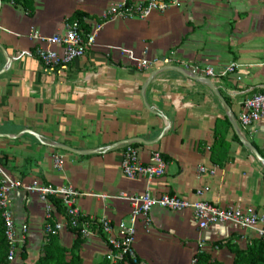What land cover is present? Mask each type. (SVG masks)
<instances>
[{
  "label": "crops",
  "instance_id": "1",
  "mask_svg": "<svg viewBox=\"0 0 264 264\" xmlns=\"http://www.w3.org/2000/svg\"><path fill=\"white\" fill-rule=\"evenodd\" d=\"M123 1L33 0L30 14L22 5L0 0V162L27 184L72 186L85 194L76 206L87 218L113 224L128 221L132 212V204L119 199L122 194L147 191L264 213V163L243 143L250 142L264 159V120L249 128L239 122L243 102L264 89V6L256 0H177L179 5L146 20L111 18L86 56L66 67L47 68L33 57L14 60L41 46L31 38L33 32L63 33L77 12L86 15L83 22L91 31ZM168 58L187 72L190 66L216 71L212 82L237 124L231 123L223 165L213 163L211 148L217 121L229 119L227 109L206 84L176 70H163L149 82ZM143 59L153 63L149 70L139 67ZM232 64L235 73L224 75ZM127 144L138 149L144 163L154 152L162 154L166 174L153 180L127 178L121 167ZM55 154L64 156L62 172L54 167ZM200 167L207 171L200 174ZM12 200L18 233L28 226L26 264H35L47 240L44 204L24 190L14 192ZM149 218V226L142 220L136 225L139 264H191L200 249L233 264L228 241L246 249L260 239L255 231L231 224L201 229L191 209L156 207ZM59 236L67 248L77 238L69 230ZM107 252L105 242L92 237L80 254L84 264H101ZM14 264H23L20 256Z\"/></svg>",
  "mask_w": 264,
  "mask_h": 264
},
{
  "label": "built area",
  "instance_id": "2",
  "mask_svg": "<svg viewBox=\"0 0 264 264\" xmlns=\"http://www.w3.org/2000/svg\"><path fill=\"white\" fill-rule=\"evenodd\" d=\"M129 1L124 0L112 5L104 14L103 22L95 24L90 32H86L78 20L69 21L65 25L63 33L55 34L51 37H44L39 32H33L31 38L40 42L41 46L36 48L35 51L20 52L14 57V60L33 57L47 68L66 67L86 56L88 50L94 47L97 34L107 20L115 17L146 20L154 12L163 13L170 7L179 5L177 0H148L132 4H129ZM256 1L264 6V0ZM45 44L58 46L62 50L48 49L43 46ZM162 62L163 67L173 65V60L169 58L164 59ZM152 65L153 63L147 59L139 62V67L144 70H149ZM236 68V64L230 65L224 75L234 74ZM187 70L196 76L211 80L217 76L216 71L211 67L190 66ZM261 120H264V89L243 102L242 112L239 116V122L243 128L256 125ZM53 160L55 169L62 172L64 170V156L55 154ZM121 167L124 175L131 180L137 178L153 180L166 174L167 161L162 154L154 152L149 163H144L140 158L138 149L133 144H127ZM206 171L207 169L204 167L199 168L200 174ZM211 174L214 175L215 170L211 171ZM19 190L36 194L43 202L45 207L46 236L49 234L60 235L64 231L69 230L70 227L77 228L85 240L92 237L101 238L108 248L106 258L113 263L125 262L128 259L133 263L138 262L134 250L137 235L136 225L139 220H142L145 225L149 226V214L156 207L173 212H184L191 209L201 229L205 230L218 224H231L240 230L255 231L259 238L264 240V213L244 212L240 208L224 209L206 200L190 202L176 195L156 197L148 191L141 195L128 196L122 194L119 197V199L126 200L132 204V212L128 221L113 224L107 218L89 219L76 206V201L85 194H82L72 186L53 187L50 185L27 184L22 179L15 178L0 162V211L5 235L10 247L8 259L11 262H15L20 256L23 246L26 245L29 232L28 226L23 225L21 233H18L12 195ZM203 193L202 190H199L197 195L202 196ZM51 198L61 200L65 208L64 216L57 217L59 214ZM200 252H202L201 249L198 250L197 254ZM197 254L193 257L191 264H197Z\"/></svg>",
  "mask_w": 264,
  "mask_h": 264
},
{
  "label": "trees",
  "instance_id": "3",
  "mask_svg": "<svg viewBox=\"0 0 264 264\" xmlns=\"http://www.w3.org/2000/svg\"><path fill=\"white\" fill-rule=\"evenodd\" d=\"M6 1L13 2L17 5H22L30 14L34 13L33 0ZM129 4H132V2L129 1ZM84 17H86V15L81 12H77L72 20H78L79 22H81V25L86 30V32H90V28H86V26L84 25ZM230 127L231 122L228 118H226L224 121L218 120L215 126L214 132L216 141L211 148V160L214 164L219 166L223 165L230 152L231 145L226 140ZM51 201L55 205L56 211L59 214L57 217L64 216L65 208L63 207L61 200L57 198H51ZM69 231L77 235V238L71 248H67L61 244L59 235L49 234L48 236H46V243L43 245L42 253L35 264H84V260L80 252L85 239L81 235L79 229L70 227ZM216 245L218 247H221L223 246V242H217ZM227 246L235 255L233 264H264V240L262 239L252 240L246 249H242L238 245L231 244L230 241L227 242ZM9 250V242L5 235L4 223L0 211V264H14V262L9 261L8 259ZM196 257L197 264H225L217 259H214L210 254L206 252H200ZM20 258L23 260V264H26L28 254L25 246H23L22 248ZM127 263L139 264V260L137 263H133L129 259L125 262L113 263L105 258L101 264Z\"/></svg>",
  "mask_w": 264,
  "mask_h": 264
},
{
  "label": "water",
  "instance_id": "4",
  "mask_svg": "<svg viewBox=\"0 0 264 264\" xmlns=\"http://www.w3.org/2000/svg\"><path fill=\"white\" fill-rule=\"evenodd\" d=\"M6 56V59L8 60V63L11 64L12 63V59L7 55L5 54ZM168 69H173V70H176L178 72H180L181 74L187 76L188 78L192 79V80H195V81H198V82H202L204 84H206L211 90L212 92L218 97V99L220 100V102L223 104V106L227 109V115L232 123V125L236 128V120H235V117L234 115L232 114V111L231 109L229 108L226 100L224 99L221 91L219 90V88L212 82L211 79H208V78H204V77H200V76H196L190 72H187L186 70L184 69H181V68H178V67H175V66H166V67H163L159 70H156L152 73L150 79H149V82L154 78V76L163 71V70H168ZM148 82V83H149ZM148 86V84L146 85V87ZM157 113V112H156ZM243 143L257 156L259 157L262 162L264 163V159L261 158V156L258 154L257 150L254 148V146H252V144L250 142H248L247 140H243ZM60 148H62L63 150H66V151H70V152H76V153H79L73 149H70V148H66L64 146H60Z\"/></svg>",
  "mask_w": 264,
  "mask_h": 264
}]
</instances>
